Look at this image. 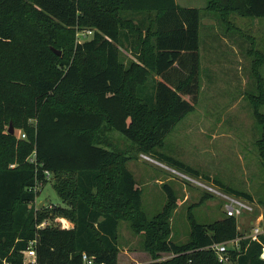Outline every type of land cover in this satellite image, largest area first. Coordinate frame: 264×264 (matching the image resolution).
Returning <instances> with one entry per match:
<instances>
[{
  "label": "trees",
  "instance_id": "trees-1",
  "mask_svg": "<svg viewBox=\"0 0 264 264\" xmlns=\"http://www.w3.org/2000/svg\"><path fill=\"white\" fill-rule=\"evenodd\" d=\"M206 2V12L222 23L228 13L264 19V0ZM124 12L146 18L133 23ZM200 18V9L175 0H0V264H22L29 241L38 264H83V253L95 264H117L120 219L144 235L152 259L144 264H224L208 247L237 236L235 219L192 222L187 242L172 241L158 217L144 216L141 188L107 136L115 131L159 161L193 172L152 146L198 101ZM84 29L91 37L73 43L75 30ZM125 43L134 58L124 67ZM8 123L25 137L8 133ZM45 171L58 181L65 207L56 208L69 228H36L46 214L28 204L33 187L47 181ZM239 245L228 251L229 263L264 264L258 242ZM161 253L171 256L157 261Z\"/></svg>",
  "mask_w": 264,
  "mask_h": 264
},
{
  "label": "rangeland",
  "instance_id": "rangeland-1",
  "mask_svg": "<svg viewBox=\"0 0 264 264\" xmlns=\"http://www.w3.org/2000/svg\"><path fill=\"white\" fill-rule=\"evenodd\" d=\"M175 1L200 9L199 96L194 110L177 120L152 149L182 161L193 172L159 161L155 154L140 150L137 142L131 143L115 131L107 136L115 151L121 153L120 158L127 157L123 164L141 188L144 216L148 220L158 217L157 221L166 225L169 239L185 243L191 237L192 222L209 225L224 218V201L219 193H230L227 189L243 191L252 198V212L234 218L236 232L245 235L264 212V19L228 13L227 22L222 23L206 12V0ZM145 16L129 12L122 15L133 23L144 21ZM76 31L73 43L92 35L83 37ZM119 50L125 67L134 56L126 43ZM57 51L64 54L61 48ZM5 128L9 129V123ZM13 133L16 139L25 134L14 128ZM57 182L54 175H49L37 186L28 207L43 210L46 217L40 223L69 228L71 221L56 208L65 207L54 188ZM164 185L175 198L170 205ZM164 210L167 215L163 217ZM143 241L142 233L134 232L128 221L120 219L117 264L152 261ZM170 256L161 253L156 260Z\"/></svg>",
  "mask_w": 264,
  "mask_h": 264
},
{
  "label": "built area",
  "instance_id": "built-area-1",
  "mask_svg": "<svg viewBox=\"0 0 264 264\" xmlns=\"http://www.w3.org/2000/svg\"><path fill=\"white\" fill-rule=\"evenodd\" d=\"M82 32V36H87L92 34L91 29H84L76 31V35ZM81 42V41H78ZM25 134H22V138ZM30 162H35L34 153L28 158ZM11 167L13 164L10 165ZM46 178L50 175L48 171H45ZM40 184V183H39ZM33 187L36 191L37 186ZM219 197L224 201L223 213L227 217L240 218L245 214H250L252 212V205L249 201L235 196L230 193H219ZM45 223H39L36 228H42ZM247 239L249 241L258 242L264 249V216L261 214L259 216V221L252 225L249 231L245 235H237L234 238L227 239L218 243L210 245L208 248L213 249L218 256L220 262L227 264L229 263L228 251L229 250H239V243L241 240ZM22 253V264H38L36 253H35V241H29L26 248L21 251ZM83 264H95L93 259L88 257L85 253L82 254ZM3 264H9L4 261Z\"/></svg>",
  "mask_w": 264,
  "mask_h": 264
},
{
  "label": "water",
  "instance_id": "water-1",
  "mask_svg": "<svg viewBox=\"0 0 264 264\" xmlns=\"http://www.w3.org/2000/svg\"><path fill=\"white\" fill-rule=\"evenodd\" d=\"M56 53L59 54V51H56ZM8 133L13 134V127H12V124L11 123H9Z\"/></svg>",
  "mask_w": 264,
  "mask_h": 264
},
{
  "label": "crops",
  "instance_id": "crops-1",
  "mask_svg": "<svg viewBox=\"0 0 264 264\" xmlns=\"http://www.w3.org/2000/svg\"><path fill=\"white\" fill-rule=\"evenodd\" d=\"M184 7H186V6H184ZM191 8H194V7H191Z\"/></svg>",
  "mask_w": 264,
  "mask_h": 264
}]
</instances>
